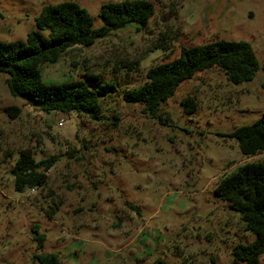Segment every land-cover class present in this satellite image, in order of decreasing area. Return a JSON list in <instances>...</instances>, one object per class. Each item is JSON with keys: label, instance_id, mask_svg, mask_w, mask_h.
<instances>
[{"label": "rangeland", "instance_id": "rangeland-1", "mask_svg": "<svg viewBox=\"0 0 264 264\" xmlns=\"http://www.w3.org/2000/svg\"><path fill=\"white\" fill-rule=\"evenodd\" d=\"M62 1L0 0V39H25L42 7ZM73 1L100 27L101 6L118 0ZM151 1L155 14L146 26L117 29L41 67L47 83H116L117 91L101 98L102 120L40 111L13 96L0 73V264H40L38 253H59L62 264H247L233 248L256 236L215 189L222 175L264 158L243 155L228 136L264 114V0ZM217 39L252 45L262 65L253 80L232 83L217 67L199 72L156 116L124 101L123 92L141 86L150 67L174 59L181 47ZM137 60L129 70L125 63ZM186 98L197 102L195 112H185ZM9 106L21 108L18 117L8 115ZM27 147L37 160L63 156L45 188L19 193L10 171ZM36 226L45 236L41 248Z\"/></svg>", "mask_w": 264, "mask_h": 264}, {"label": "trees", "instance_id": "trees-1", "mask_svg": "<svg viewBox=\"0 0 264 264\" xmlns=\"http://www.w3.org/2000/svg\"><path fill=\"white\" fill-rule=\"evenodd\" d=\"M154 14L155 4L151 0L112 1L101 6L100 16L104 24L95 27L90 12L76 1L45 4L36 17L37 29L28 32L25 39H0V73L7 74L5 82L13 96L24 99L40 111L76 113L93 120H102L104 109L101 98L116 92V83L108 81L96 87L92 86L91 79L47 83L43 79L41 67L59 61L74 46L91 47L117 29L130 24L146 26ZM163 38H166L165 35ZM162 40L159 44L167 48L166 39ZM139 62L125 64L132 70L139 67ZM261 66L249 42L217 39L192 47H181L177 57L150 67L145 82L137 88L124 91L122 96L125 102L142 104L145 113L156 116L162 103L174 96L184 81L199 72L217 67L230 82L238 84L253 80ZM183 105L186 113H193L198 104L194 99L186 98ZM6 112L16 118L21 108L9 106ZM228 136L237 140L243 155L264 153V114L252 124L235 127ZM19 152L20 156L10 171L15 191L24 193L45 188L49 170L60 161L63 154H52L37 160L31 147ZM74 152L68 151L67 154L73 157ZM215 194L230 202L231 208L239 213L245 223V229L256 236L250 243L236 244L233 256L247 264H259L264 254V158L246 162L222 175ZM130 207L139 212L137 205L131 204ZM34 237L38 240V248H41L45 236L39 233L37 226L34 227ZM36 259L40 264L63 262L59 253H38ZM150 264L170 263L157 258Z\"/></svg>", "mask_w": 264, "mask_h": 264}, {"label": "built area", "instance_id": "built-area-1", "mask_svg": "<svg viewBox=\"0 0 264 264\" xmlns=\"http://www.w3.org/2000/svg\"><path fill=\"white\" fill-rule=\"evenodd\" d=\"M63 123H64L63 120L59 121V125H63ZM33 190H34V189H33Z\"/></svg>", "mask_w": 264, "mask_h": 264}, {"label": "water", "instance_id": "water-1", "mask_svg": "<svg viewBox=\"0 0 264 264\" xmlns=\"http://www.w3.org/2000/svg\"><path fill=\"white\" fill-rule=\"evenodd\" d=\"M171 9H173V8H171Z\"/></svg>", "mask_w": 264, "mask_h": 264}]
</instances>
